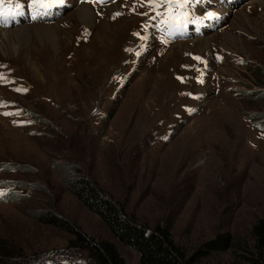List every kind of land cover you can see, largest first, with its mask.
Segmentation results:
<instances>
[{
  "label": "rangeland",
  "instance_id": "1",
  "mask_svg": "<svg viewBox=\"0 0 264 264\" xmlns=\"http://www.w3.org/2000/svg\"><path fill=\"white\" fill-rule=\"evenodd\" d=\"M199 1L200 12L195 0L180 10L190 22H172L174 31L189 24L179 36L162 23L166 7L141 0H70L54 19L62 4H0L3 29L30 33L11 53L0 40V255L18 254L11 264L81 259L69 232L37 218L47 211L139 264L68 187L67 172L96 182L140 223L169 226L188 255L227 231L237 249H254L264 220V6ZM81 6L93 25L76 15ZM234 250L201 264H232L244 253Z\"/></svg>",
  "mask_w": 264,
  "mask_h": 264
},
{
  "label": "trees",
  "instance_id": "2",
  "mask_svg": "<svg viewBox=\"0 0 264 264\" xmlns=\"http://www.w3.org/2000/svg\"><path fill=\"white\" fill-rule=\"evenodd\" d=\"M262 96L264 97V92ZM256 125L264 132V114L258 117ZM74 172L79 171L74 168ZM69 172L63 174L68 187L78 199L92 212L97 214L110 229L112 234L124 245L136 249L140 254L139 264H201L202 260L214 254L228 250L236 252L232 264H264V220L253 227V235L257 244L254 249L238 246L231 232H221L206 241L194 253L188 255L174 240L169 226L156 225L150 227L140 223L133 215L126 212L125 206L112 196L104 193L96 182L84 175L71 176ZM75 175V174H74ZM37 218L48 225L58 226L69 232L73 238L69 248L72 254L81 259L68 258L52 261L53 264H126L120 255L116 244L107 240L97 241L88 236L82 229L73 224L66 217L54 212L37 213ZM250 254H257V257ZM0 264H11L19 260L18 254L7 252L0 255ZM51 259V258H50ZM45 258L40 262L44 263Z\"/></svg>",
  "mask_w": 264,
  "mask_h": 264
},
{
  "label": "snow or ice",
  "instance_id": "3",
  "mask_svg": "<svg viewBox=\"0 0 264 264\" xmlns=\"http://www.w3.org/2000/svg\"><path fill=\"white\" fill-rule=\"evenodd\" d=\"M4 0H0V4H2ZM65 0H33V4L39 5L42 8H55L56 6L63 4ZM99 2L104 3L107 2V0H99ZM142 3H146V5L156 10L161 7L167 8V13L161 12V17H165V19H162V23L168 24L170 22H179L180 20L186 18L185 12L180 11L181 9H185L190 0H141ZM2 14V13H0ZM121 13H117L116 15H120ZM147 14V13H145ZM209 18L215 17L217 14L215 13H207ZM154 18V17H153ZM138 35V34H137ZM167 43V40L165 41ZM197 59H201L197 57ZM5 77L3 75H0V81H3ZM6 115L10 113H5ZM3 191H0V196H3Z\"/></svg>",
  "mask_w": 264,
  "mask_h": 264
},
{
  "label": "bare ground",
  "instance_id": "4",
  "mask_svg": "<svg viewBox=\"0 0 264 264\" xmlns=\"http://www.w3.org/2000/svg\"><path fill=\"white\" fill-rule=\"evenodd\" d=\"M261 1L262 5L264 6V0ZM76 15H79L80 20L83 22L93 25V13L88 6H81V8L78 9ZM28 34H30L28 26L7 30L0 28V40H2L1 44L7 48L6 52L11 53V50H14V47L16 46V43L13 45V41L17 40L19 42H23L27 37H29Z\"/></svg>",
  "mask_w": 264,
  "mask_h": 264
}]
</instances>
